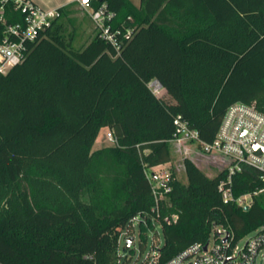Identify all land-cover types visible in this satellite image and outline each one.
<instances>
[{"label": "trees", "instance_id": "obj_1", "mask_svg": "<svg viewBox=\"0 0 264 264\" xmlns=\"http://www.w3.org/2000/svg\"><path fill=\"white\" fill-rule=\"evenodd\" d=\"M103 4L113 30L132 31L120 54L96 30L73 49L64 19L74 4L0 75V264H119L120 235L137 216L141 247L161 224L159 264L207 243L215 225L236 240L264 225L253 168L232 179L235 198L252 194L249 210L224 202L226 168L210 177L185 157L187 183L172 171L158 203L148 177L172 161L176 117L212 143L232 104L264 114V0L92 1ZM3 17L0 42L6 25L24 22L13 4ZM155 79L163 96L149 88ZM103 128L117 144L92 151Z\"/></svg>", "mask_w": 264, "mask_h": 264}, {"label": "built area", "instance_id": "obj_2", "mask_svg": "<svg viewBox=\"0 0 264 264\" xmlns=\"http://www.w3.org/2000/svg\"><path fill=\"white\" fill-rule=\"evenodd\" d=\"M85 11L95 30L100 37L115 48L120 54L125 42L131 39L132 31L123 33L119 29H112L115 14L108 10L105 4L99 8L92 7L93 0H74ZM13 4L16 10L24 15L23 23L5 26L4 38L0 42V75L6 74L12 67L20 64L30 52V47L36 44L42 37V33L52 22L60 17L57 9H44L34 3L33 0H0V19L3 20L4 7ZM149 88L157 96H163L165 90L158 80H152ZM176 132L173 142L190 143L196 146L202 154L220 160L218 169H227V177L219 184V192L225 203L236 202L240 206H251L252 194H244L235 198L232 190L233 176L241 172L245 167L255 169L261 181L264 182V114L259 112L254 105L237 102L228 107L215 140L206 143L200 139L199 132L190 128L188 123L180 116L175 118ZM106 138L114 145L117 140L111 131L106 133ZM223 160V161H221ZM163 165L152 168L149 171V179L157 203L165 194L172 191V172L159 170ZM160 173H159V171ZM158 208V206H157ZM177 216H173L176 220ZM167 221L169 218H165ZM140 216L132 220V233L134 222ZM133 236L127 232L121 233L120 239L124 246L127 237ZM208 242L196 243L185 251L175 256L166 264H264V225L247 234L245 243L240 245L242 238L236 240L226 227L214 226ZM243 237V238H244ZM134 241L130 248L123 249L119 256L121 262L129 257V249H133ZM160 244L153 247L155 252L150 264H159ZM122 251V250H121ZM135 254V253H134ZM141 264H149L147 262Z\"/></svg>", "mask_w": 264, "mask_h": 264}, {"label": "rangeland", "instance_id": "obj_3", "mask_svg": "<svg viewBox=\"0 0 264 264\" xmlns=\"http://www.w3.org/2000/svg\"><path fill=\"white\" fill-rule=\"evenodd\" d=\"M133 4L138 6L140 4V0H131ZM56 9V8H55ZM73 10V11H72ZM68 17H65L64 21L66 23L68 34H73V49L79 50L87 45L91 39L94 37L95 27L93 26L88 14L83 11L81 8H73ZM69 38V35H68ZM106 130H101L99 134V140L97 141L92 151H96L101 149L102 147H110L114 144L110 142L106 138ZM185 157L191 158L204 172L213 177L217 172V164L219 163V159L211 158L208 155H204L201 151L194 145L190 143H176L173 142L172 145V161L168 164L163 165L159 170L162 171H175L177 174V178L182 183H187V177L183 168V159ZM223 161V160H221ZM158 170V171H159ZM160 173V171H159ZM154 228H148L145 232V245L141 247L143 243V238L141 236V228L139 226V220H135L134 222V252L132 256H129V264H141V263H149L153 258V253L155 250L154 246L163 244L164 239L161 231V224L158 221H153ZM126 231H122L125 233ZM157 233V234H156ZM247 237L242 238L240 241V245L245 243ZM211 242L213 241V236L210 237ZM124 249V242L120 239V252L122 253ZM122 250V251H121Z\"/></svg>", "mask_w": 264, "mask_h": 264}, {"label": "crops", "instance_id": "obj_4", "mask_svg": "<svg viewBox=\"0 0 264 264\" xmlns=\"http://www.w3.org/2000/svg\"><path fill=\"white\" fill-rule=\"evenodd\" d=\"M33 1H34L35 4H37L38 6L44 8V9H55V8L57 9V8H63V7H66V6H71V5L76 4L74 0H33ZM77 7H78V5L76 4L74 6V8H77ZM102 130H106L107 132L109 131V129H107V128H103ZM98 140H99V136L96 139V142ZM99 141L101 142L103 140L100 139Z\"/></svg>", "mask_w": 264, "mask_h": 264}, {"label": "water", "instance_id": "obj_5", "mask_svg": "<svg viewBox=\"0 0 264 264\" xmlns=\"http://www.w3.org/2000/svg\"><path fill=\"white\" fill-rule=\"evenodd\" d=\"M249 208H250L249 206H245L244 210H249ZM133 241H134V238L132 236L127 237L125 240L126 247L130 248L132 246Z\"/></svg>", "mask_w": 264, "mask_h": 264}]
</instances>
